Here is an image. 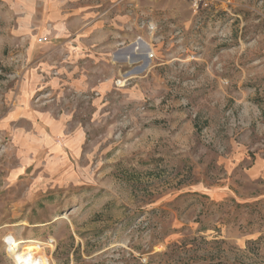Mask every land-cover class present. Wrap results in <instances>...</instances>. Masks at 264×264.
Segmentation results:
<instances>
[{
	"label": "rangeland",
	"instance_id": "obj_1",
	"mask_svg": "<svg viewBox=\"0 0 264 264\" xmlns=\"http://www.w3.org/2000/svg\"><path fill=\"white\" fill-rule=\"evenodd\" d=\"M86 2L109 50L89 95L25 98L9 37L27 0H0V264H264V182L247 176L264 158V0ZM41 121L75 143L57 153Z\"/></svg>",
	"mask_w": 264,
	"mask_h": 264
},
{
	"label": "crops",
	"instance_id": "obj_2",
	"mask_svg": "<svg viewBox=\"0 0 264 264\" xmlns=\"http://www.w3.org/2000/svg\"><path fill=\"white\" fill-rule=\"evenodd\" d=\"M30 2L27 0L26 13L11 32L14 37H9L10 40H19L17 56L31 66L23 85H19L23 91L22 97L34 96L42 90L50 91L56 98L70 96L75 90L89 95L92 90L89 83L91 66H99L103 61L105 63L109 51L106 42L101 40L100 34L104 31L101 21L92 14L91 6L88 2L85 4V0ZM44 36L49 38L48 42L39 43L38 39ZM11 57H15V53ZM40 81H43L42 84ZM24 100L20 102L23 106L26 104ZM67 123L57 121L47 124L41 121L38 126L42 129V138L53 145L57 153L63 150L61 144L75 143L72 142L75 135L70 140L65 137L68 133ZM247 176L253 182H264V158L260 157L251 164ZM224 189L213 193L214 199L215 196L218 200L229 198L231 192H225Z\"/></svg>",
	"mask_w": 264,
	"mask_h": 264
},
{
	"label": "bare ground",
	"instance_id": "obj_3",
	"mask_svg": "<svg viewBox=\"0 0 264 264\" xmlns=\"http://www.w3.org/2000/svg\"><path fill=\"white\" fill-rule=\"evenodd\" d=\"M129 63H131V64L133 63L131 57L129 58ZM9 243L11 244L12 252L16 253L18 251L19 243L16 240H14L13 238H9Z\"/></svg>",
	"mask_w": 264,
	"mask_h": 264
},
{
	"label": "built area",
	"instance_id": "obj_4",
	"mask_svg": "<svg viewBox=\"0 0 264 264\" xmlns=\"http://www.w3.org/2000/svg\"><path fill=\"white\" fill-rule=\"evenodd\" d=\"M152 58H153V55H150V56H149V59H152Z\"/></svg>",
	"mask_w": 264,
	"mask_h": 264
}]
</instances>
